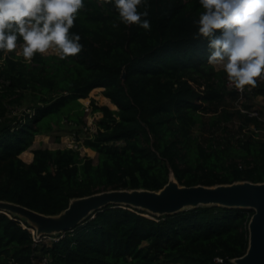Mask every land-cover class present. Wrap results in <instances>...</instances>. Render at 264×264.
Returning a JSON list of instances; mask_svg holds the SVG:
<instances>
[{
    "label": "trees",
    "instance_id": "trees-1",
    "mask_svg": "<svg viewBox=\"0 0 264 264\" xmlns=\"http://www.w3.org/2000/svg\"><path fill=\"white\" fill-rule=\"evenodd\" d=\"M145 8L149 30L125 25L105 0H84L70 29L81 52L30 62L9 52L0 63V200L54 215L72 198L158 190L171 175L185 186L264 182V81L251 87L263 105L249 116L237 105L253 106L207 63V40L193 38L198 0H146ZM97 87L116 108L90 100L101 116L82 144L96 162L72 147L21 158L36 135L83 133L81 99ZM252 213L200 205L157 216L111 204L36 239L26 220L0 211V264H232L246 251Z\"/></svg>",
    "mask_w": 264,
    "mask_h": 264
},
{
    "label": "clouds",
    "instance_id": "clouds-1",
    "mask_svg": "<svg viewBox=\"0 0 264 264\" xmlns=\"http://www.w3.org/2000/svg\"><path fill=\"white\" fill-rule=\"evenodd\" d=\"M105 2L125 25L150 29L147 9L139 10L146 0ZM198 2L193 38L207 40V63L219 66L238 90L256 86V78L264 79V0ZM83 7L84 0H0V63L15 49L25 62L36 53L65 59L81 52V37L70 29Z\"/></svg>",
    "mask_w": 264,
    "mask_h": 264
},
{
    "label": "water",
    "instance_id": "water-1",
    "mask_svg": "<svg viewBox=\"0 0 264 264\" xmlns=\"http://www.w3.org/2000/svg\"><path fill=\"white\" fill-rule=\"evenodd\" d=\"M124 77L123 71L121 78ZM111 204L143 209L157 216L200 205L250 208L253 213L247 225V248L242 256L232 259V262L264 264V182L245 180L211 186H185L179 185L171 175L168 182L158 190L110 189L72 198L65 209L54 215L39 213L5 200H0V211L26 220L39 238L71 230L95 210Z\"/></svg>",
    "mask_w": 264,
    "mask_h": 264
},
{
    "label": "rangeland",
    "instance_id": "rangeland-1",
    "mask_svg": "<svg viewBox=\"0 0 264 264\" xmlns=\"http://www.w3.org/2000/svg\"><path fill=\"white\" fill-rule=\"evenodd\" d=\"M19 43V42H18ZM16 51H18V49H15L11 52L16 54ZM48 54H52V53H48ZM48 54H44V55H48ZM216 69H220L219 66H214ZM226 78V85H228V82H230L227 78V75L225 76ZM258 82H261L258 78H256ZM251 85H245L243 92H245L247 94V96L244 97L241 96V101L243 100V102L251 104L252 109H259L262 105H263V100L262 97L260 95H253L250 91H251ZM102 89L101 87H97L94 88L93 90L90 91L88 97L86 98H82L81 102L87 107L86 110V115H85V122L88 126L91 127L90 133H86V134H92L96 127V121L99 119V117L101 116V113L99 112H92L91 111V106L90 104V100L93 99L95 101V103L97 105H107L109 108L111 109H115L116 107L111 105L112 103L108 100V98H106L101 92ZM232 128H234V126H232ZM66 130V129H64ZM53 131L52 133L49 134H41V135H36L33 141V144L31 145V147L29 149H27L25 152L21 153L20 156L21 158L25 161L27 160L26 156H28L29 154H32L31 150L37 147H47V148H62V147H66V146H71L72 148L78 150L80 152L81 155H87L93 158L94 162H96V153L85 147L82 142L84 140V136L86 134L80 133V137L82 138L81 141H73L71 138V132L67 131ZM197 132V130L195 131ZM260 137L264 138V132H260L259 133ZM35 233V231H34Z\"/></svg>",
    "mask_w": 264,
    "mask_h": 264
},
{
    "label": "built area",
    "instance_id": "built-area-1",
    "mask_svg": "<svg viewBox=\"0 0 264 264\" xmlns=\"http://www.w3.org/2000/svg\"><path fill=\"white\" fill-rule=\"evenodd\" d=\"M258 79L260 80V81H264V79H261V78H259L258 77ZM228 87H231V88H234L239 94H240V98H241V95H242V93H243V91H241V90H238L231 82H228ZM237 107L242 111V112H246L249 116H258V111H257V109L255 110V109H252V108H250V109H244V108H242L240 105H237ZM96 128V127H95ZM250 129H252V128H250ZM82 130H83V134H86V133H90V131H92L91 130V127L90 126H88L87 124H85L84 126H83V128H82ZM253 130V129H252ZM93 131H95V129L93 130ZM264 132V119H262V124H261V130H260V132ZM71 138H72V140L73 141H81V137L80 136H78L75 132H72L71 133ZM66 147H71V146H66ZM36 239H37V237H36ZM216 262H222L223 260H222V258H219V257H216L215 259H214ZM231 262H232V260H231ZM232 264H234L233 262H232Z\"/></svg>",
    "mask_w": 264,
    "mask_h": 264
},
{
    "label": "crops",
    "instance_id": "crops-1",
    "mask_svg": "<svg viewBox=\"0 0 264 264\" xmlns=\"http://www.w3.org/2000/svg\"><path fill=\"white\" fill-rule=\"evenodd\" d=\"M102 89V88H101ZM102 91V90H101ZM109 100V99H108ZM110 101V100H109ZM25 152V151H24ZM28 153V156H26L27 160H25L26 162H29L31 159H32V156L33 154H29V152H26Z\"/></svg>",
    "mask_w": 264,
    "mask_h": 264
},
{
    "label": "bare ground",
    "instance_id": "bare-ground-1",
    "mask_svg": "<svg viewBox=\"0 0 264 264\" xmlns=\"http://www.w3.org/2000/svg\"><path fill=\"white\" fill-rule=\"evenodd\" d=\"M22 217H24V218H26L25 216H22ZM27 219V218H26ZM28 220V219H27Z\"/></svg>",
    "mask_w": 264,
    "mask_h": 264
}]
</instances>
